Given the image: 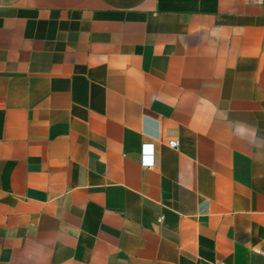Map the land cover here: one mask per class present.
I'll list each match as a JSON object with an SVG mask.
<instances>
[{"label":"crops","instance_id":"obj_1","mask_svg":"<svg viewBox=\"0 0 264 264\" xmlns=\"http://www.w3.org/2000/svg\"><path fill=\"white\" fill-rule=\"evenodd\" d=\"M222 262L264 264V0H0V264Z\"/></svg>","mask_w":264,"mask_h":264},{"label":"built area","instance_id":"obj_2","mask_svg":"<svg viewBox=\"0 0 264 264\" xmlns=\"http://www.w3.org/2000/svg\"><path fill=\"white\" fill-rule=\"evenodd\" d=\"M170 145L176 147L178 142L175 140L170 141ZM154 143H144L142 146V162L146 166H153L155 162V155L153 151ZM221 264H231L228 262H222Z\"/></svg>","mask_w":264,"mask_h":264}]
</instances>
